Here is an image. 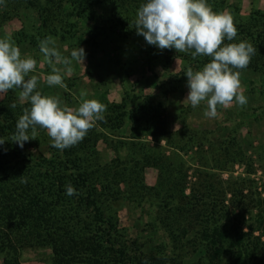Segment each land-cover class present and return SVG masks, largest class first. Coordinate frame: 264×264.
Listing matches in <instances>:
<instances>
[{
	"label": "rangeland",
	"instance_id": "374dc122",
	"mask_svg": "<svg viewBox=\"0 0 264 264\" xmlns=\"http://www.w3.org/2000/svg\"><path fill=\"white\" fill-rule=\"evenodd\" d=\"M83 2L79 19L66 15L73 8L69 2L65 11L54 2L46 18L28 7L0 5V38H10L22 57L29 55L37 61L25 79L36 76V91L42 95L59 97L62 105L73 108L82 99H96L106 106L104 119L95 121L82 142L91 138L93 167L102 171L111 165L119 180L125 181L120 185L123 196L117 194L113 205L105 207V215L116 224L128 256L161 264H208L200 222L180 219L174 223L173 215L181 214L167 208L168 203L184 215L193 203L201 214L214 209L222 222L217 225L231 233L235 229L233 234L242 238L240 245L244 241L256 253L264 247V228L257 222L261 211L264 214V66L260 65L264 0H207L214 12L226 11L233 18L237 35L224 43L247 41L256 49L246 68L234 69L241 73L247 103L241 106L234 99L228 107L218 105L216 117L205 116L206 101L195 108L185 101L189 88L184 74L189 67L194 72L202 70L211 57L193 58L194 50H160L137 35L134 21L145 0H118L120 5ZM49 36L62 56L71 59V50L78 47L86 54L83 64L73 61L72 72L61 73L63 87L49 86L45 80L52 66L44 61L39 43ZM81 93L86 95L82 98ZM18 96V89L0 94V121L7 112L18 121L23 109L30 107ZM12 103H16L14 109L9 107ZM143 108H154L156 118L151 121ZM0 138H7L0 145L1 153L9 144L15 149L3 158L4 165L14 170L55 155L50 153L56 149L51 138L39 126L23 148L4 134ZM152 157H161L159 163L172 166L169 173L178 178L175 194L167 182L159 196L155 191L140 193L142 186L161 187ZM20 247L16 243L14 252L18 253L12 254L10 263L53 264L48 248ZM3 257L0 253V264H4ZM230 260L224 254L221 264H231Z\"/></svg>",
	"mask_w": 264,
	"mask_h": 264
},
{
	"label": "trees",
	"instance_id": "16d2710c",
	"mask_svg": "<svg viewBox=\"0 0 264 264\" xmlns=\"http://www.w3.org/2000/svg\"><path fill=\"white\" fill-rule=\"evenodd\" d=\"M54 2H58L57 6L62 11H65L64 5L71 3L73 8L66 15L80 18L79 8L83 6V0H2L0 5H9L15 9L28 7L46 18L44 15L51 13ZM88 2L121 4L118 0ZM261 52L264 53V44ZM261 60L260 65L264 66V57ZM142 110L151 121L156 118L154 108ZM16 124L17 119L7 112L4 120L0 121V134L11 140ZM151 126H154L153 122ZM90 141L91 138H86L84 142L63 151L53 149L50 153L55 155L51 159L44 158L18 170L4 165L3 159L13 155L15 149L9 144L5 146V153L0 152V172L3 173V178H0V253L4 254V264H12V254L18 253L14 252L16 243L20 244L21 249L48 248L53 264H161L157 260L140 261L128 256L127 247L120 241L122 235L116 224L111 216L105 215V207L113 205L112 201L116 200L117 194L123 196L120 185L125 181L119 180L111 170V165L101 171L99 166L93 167L90 164V159L95 157L93 143L91 145ZM153 160L152 166L159 171L157 185L161 187L142 186L140 193L155 191L156 196H159L167 182L168 190L175 194L178 178L169 173L173 170L172 166L159 163L161 157ZM69 182L75 188L76 195L66 194L65 186ZM208 191L209 194L212 192L210 188ZM173 194L171 192L170 196ZM195 205L190 204L191 209L186 215L184 211L173 209L174 205L169 203L167 208L181 214L173 215L176 219L174 223H179L180 219L192 224L200 222L203 228L202 242L209 252L208 264H221L224 254L231 256V264H264V247L253 253L250 247L243 244L244 241L240 245L241 237L233 234L235 229L231 233L229 229H222L217 225L222 222L214 209L209 207L206 213L201 214L195 210ZM178 217L181 218L177 219ZM160 221L163 223L161 219ZM153 222L157 223L158 220ZM257 222L264 228L262 211Z\"/></svg>",
	"mask_w": 264,
	"mask_h": 264
},
{
	"label": "clouds",
	"instance_id": "9594fccd",
	"mask_svg": "<svg viewBox=\"0 0 264 264\" xmlns=\"http://www.w3.org/2000/svg\"><path fill=\"white\" fill-rule=\"evenodd\" d=\"M2 2V0H0ZM137 35L144 37L149 45L160 50L175 49L176 52H192L196 56L211 57L202 70L186 73L188 95L185 99L193 108L202 101L207 102L205 116L216 117L217 106L228 107L235 99L243 106L247 98L240 83V71L250 63L256 49L251 43H224L234 40L237 29L228 12H214L207 0H147L137 11L134 21ZM55 40L46 37L39 43L44 61L51 65V74L45 77L49 86H64V73L72 72V63H82L85 58L83 48H74L70 56H62L55 47ZM37 61L29 55L22 57L20 49L10 38H0V94L18 89V99L30 107L23 109L17 121L16 131L10 139L20 148L37 134V126L47 131L52 147L61 151L81 142L95 121L103 120L106 106L96 99H82L78 107L62 105L59 97L42 95L36 91L37 77L25 79L36 68ZM57 65H64L61 68ZM86 94L81 93L83 98ZM184 101V102H185ZM15 108L16 103L9 105ZM7 138H0V145ZM66 194L76 195L69 182Z\"/></svg>",
	"mask_w": 264,
	"mask_h": 264
}]
</instances>
